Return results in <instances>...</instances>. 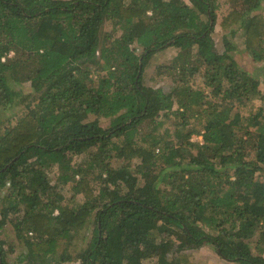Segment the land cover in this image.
I'll return each instance as SVG.
<instances>
[{
  "label": "trees",
  "instance_id": "obj_1",
  "mask_svg": "<svg viewBox=\"0 0 264 264\" xmlns=\"http://www.w3.org/2000/svg\"><path fill=\"white\" fill-rule=\"evenodd\" d=\"M263 1L228 0L219 17L218 0H0V109L24 107L0 127V230L25 246L18 263L200 264L191 240L264 264V104L241 111L264 101ZM217 24L262 68L245 69L226 34L219 52ZM167 47L166 93L145 79Z\"/></svg>",
  "mask_w": 264,
  "mask_h": 264
},
{
  "label": "rangeland",
  "instance_id": "obj_2",
  "mask_svg": "<svg viewBox=\"0 0 264 264\" xmlns=\"http://www.w3.org/2000/svg\"><path fill=\"white\" fill-rule=\"evenodd\" d=\"M220 3V8L218 9L219 17L222 15V13L228 11L229 9V3L228 0H218ZM263 7L261 10H264V1H263ZM112 25L107 24L104 27V32L112 33ZM227 35L228 40L231 42V44L234 45L233 51H231V54L237 59V61L247 70L250 72H254L257 68H262L263 62L256 61L251 53L245 47L241 46V42L239 41V36L237 32V27L233 26L230 29L224 30L221 28L219 24L216 25V29L213 32V37L216 42V48L219 52L224 51L225 48V42L223 40V36ZM177 49L172 47H167L165 49H158L151 58L150 64L148 65L147 72H146V79L145 83L150 86L155 87H161L165 90V92H169L172 87L175 85L173 82L171 75H160L157 70V65L165 60L172 59L176 56ZM11 56H13V53H11ZM92 68H95L94 65H90ZM199 81V80H198ZM194 83V82H192ZM17 90L24 89L25 92L30 89V83H25L24 86L15 84L14 85ZM195 87H198L194 84ZM261 89L264 91V80L262 85L260 86ZM264 104V101L262 99H255L253 102H251L249 105L242 107L241 111L244 114H249L248 112L251 110H257L260 106ZM24 111V107L22 105L16 104V105H9L6 108L0 109V127L3 130L6 126H9L11 123H15L18 118L21 116V114ZM172 122V120H171ZM110 123L109 119L102 120L103 125H108ZM171 124H169L170 126ZM172 126V125H171ZM201 136L193 135L192 140H201ZM79 158V157H76ZM53 178H56L55 173H51ZM6 190H4L5 192ZM7 217V214L4 210V208H0V220L5 219ZM93 224L89 223L87 226L84 227V229L80 232V235L75 237L74 239V245L72 247V250L78 249L80 250L82 247L85 246L86 241L82 239L83 236L88 237L89 234L92 232ZM0 236L3 240L7 241L4 245L6 250V261L8 264H21L18 263V258L21 255V253L25 250V246L22 244L21 241H19L14 232V228L10 223H7L1 227L0 230ZM85 238V237H84ZM185 240V234L181 232L179 235H177L174 239L173 247L171 251L166 254V259L170 260L173 257V254H175V249L182 243V241ZM187 243H189V247H185V251L191 256V258L200 263V264H239L238 262L231 261L228 259L223 258L217 251L216 246L211 242H205L202 244L196 243L195 241L189 240ZM161 256L160 254H156L151 259H149L146 264H161ZM70 264H76V263H70Z\"/></svg>",
  "mask_w": 264,
  "mask_h": 264
},
{
  "label": "water",
  "instance_id": "obj_3",
  "mask_svg": "<svg viewBox=\"0 0 264 264\" xmlns=\"http://www.w3.org/2000/svg\"><path fill=\"white\" fill-rule=\"evenodd\" d=\"M141 65H142V64H141ZM141 65H140V66H141ZM15 159H16V158H15ZM15 159H14V160H15ZM14 160H13V161H14Z\"/></svg>",
  "mask_w": 264,
  "mask_h": 264
}]
</instances>
